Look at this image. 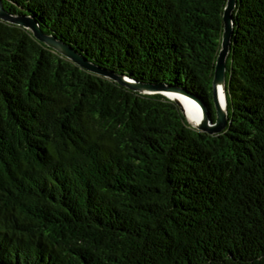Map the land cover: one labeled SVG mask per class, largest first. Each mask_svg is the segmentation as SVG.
<instances>
[{
    "label": "trees",
    "instance_id": "16d2710c",
    "mask_svg": "<svg viewBox=\"0 0 264 264\" xmlns=\"http://www.w3.org/2000/svg\"><path fill=\"white\" fill-rule=\"evenodd\" d=\"M91 63L211 108L228 0H1ZM228 127L0 20V264H264V0H238Z\"/></svg>",
    "mask_w": 264,
    "mask_h": 264
},
{
    "label": "water",
    "instance_id": "95a60500",
    "mask_svg": "<svg viewBox=\"0 0 264 264\" xmlns=\"http://www.w3.org/2000/svg\"><path fill=\"white\" fill-rule=\"evenodd\" d=\"M237 3L238 0H228L227 6L224 11V33L222 37L221 50L219 52L216 62L215 75L213 81V106L215 109L216 116L215 121L212 119L211 108L204 104L199 98H197L193 94L176 86H168L163 83L154 84L136 82L135 80L130 79L126 76H120L101 67H98L95 64L91 63L80 52L72 48L69 44L57 39L54 36H50L44 33L35 18L26 15H13L9 13L4 8L1 0L0 20L8 24L23 27L24 29L30 31L37 41L46 45L48 48L52 49L59 55L68 59L69 61L73 62L75 65H77L83 70L111 79L119 85L140 94H160L167 97L169 100L175 102L180 107L185 118L188 119V110L190 109V106H187L185 105V103L179 101L177 99V96L185 99L189 104H194L195 106L199 107L203 114V118L200 121H197L196 124H193L191 122V126L199 132L207 133L212 136H217L222 134L229 124L226 99V73L227 60L231 52L232 37L234 32L233 13L237 8ZM172 96H176V99H174ZM222 98L224 101V105H222Z\"/></svg>",
    "mask_w": 264,
    "mask_h": 264
},
{
    "label": "bare ground",
    "instance_id": "6f19581e",
    "mask_svg": "<svg viewBox=\"0 0 264 264\" xmlns=\"http://www.w3.org/2000/svg\"><path fill=\"white\" fill-rule=\"evenodd\" d=\"M174 99H176V96H172ZM177 99L183 103H185V105H189L190 106V109L188 110V122L191 124V122L193 124H196L197 121H200L202 118H203V114L200 110L199 107L195 106L194 104H189L185 99L181 98V97H178L177 96ZM222 100V105H224V101H223V98L221 99Z\"/></svg>",
    "mask_w": 264,
    "mask_h": 264
}]
</instances>
